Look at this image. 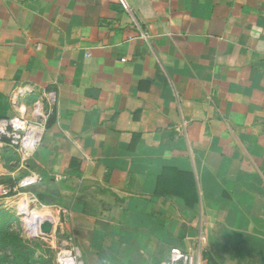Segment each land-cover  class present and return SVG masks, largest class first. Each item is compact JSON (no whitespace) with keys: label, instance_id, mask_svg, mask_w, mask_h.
Here are the masks:
<instances>
[{"label":"crops","instance_id":"obj_1","mask_svg":"<svg viewBox=\"0 0 264 264\" xmlns=\"http://www.w3.org/2000/svg\"><path fill=\"white\" fill-rule=\"evenodd\" d=\"M125 3L0 0V120L57 98L30 194L85 264H264V0Z\"/></svg>","mask_w":264,"mask_h":264},{"label":"built area","instance_id":"obj_2","mask_svg":"<svg viewBox=\"0 0 264 264\" xmlns=\"http://www.w3.org/2000/svg\"><path fill=\"white\" fill-rule=\"evenodd\" d=\"M119 1L123 6L127 7L125 0ZM144 38H147V36H144ZM20 93H23V91L19 90L14 97V105L18 107L17 114L14 117L0 120V146L9 148L15 154H18L21 159L19 166L20 168H24L39 150L43 142L50 113L57 98L54 92L43 93L42 97L37 100L30 109L23 110L19 108L20 106L17 103V98ZM46 104L50 106V110L46 108ZM41 181L42 179L39 175L31 173L14 188L0 183V203L6 207L7 205L13 204L11 194L16 193L14 198L22 196L20 190L23 191L24 188L35 185ZM22 199L20 198L19 203H17V210L19 213L24 211L21 209L23 205ZM39 203L35 195H30L29 204L36 206ZM47 207L54 208L53 206ZM55 209H58V214L60 216L58 221L60 224L56 226V221H54L52 223L53 231L51 233H44L41 236H56L57 239L61 240L62 249L58 255V264H85L74 237L66 234L64 231V223L68 220V211L59 208ZM206 245L207 237L201 234L195 239L194 246L188 250L172 248L169 252V258L166 264H204L203 253L206 249Z\"/></svg>","mask_w":264,"mask_h":264},{"label":"rangeland","instance_id":"obj_3","mask_svg":"<svg viewBox=\"0 0 264 264\" xmlns=\"http://www.w3.org/2000/svg\"><path fill=\"white\" fill-rule=\"evenodd\" d=\"M20 162L21 159L18 154L14 155V153L12 154V151H9V148L0 146L1 184L14 188L29 175L30 163L28 162L27 166L20 168ZM33 186L34 185L26 187L23 191L20 190L22 196L17 198H14L16 193L11 194L13 204L7 205L6 207L0 203V264H13L12 260L17 256V248L15 249V246L20 245L18 244L20 243L19 240H16L18 237L22 239L21 244L23 247V251L21 252L23 258L19 264H24L26 254L30 253L31 255L28 256V264H58V255L62 249L61 240L57 239L56 236L43 237L41 235L36 236L35 234H32L27 226V217L24 215V211L19 213L17 210V203H19L20 198H25L29 201V197L32 195L29 192V188H32ZM32 206L33 207L31 208V204L29 205L30 209L32 211L34 210V213H37L40 216L38 224H40L45 218L51 219L53 222L56 221V226L60 224L58 221V218L60 217L58 209L49 208L47 206L50 205L43 203H39L36 206L32 204ZM41 223L40 227L42 228L47 221ZM9 234L12 236H9ZM11 243L12 245H10Z\"/></svg>","mask_w":264,"mask_h":264},{"label":"bare ground","instance_id":"obj_4","mask_svg":"<svg viewBox=\"0 0 264 264\" xmlns=\"http://www.w3.org/2000/svg\"><path fill=\"white\" fill-rule=\"evenodd\" d=\"M22 203L24 205H22L21 209L24 210V215H26L27 217V226L29 227V231L32 233V234H35L36 236H39V235H43L44 233V227H40L41 226V222H46L47 221V224H52L53 221L51 219H48V218H45L43 219L40 224H38V222L40 221V216L36 213H34V210L32 211L29 207V201H27L25 198L22 199ZM32 203V201H31ZM32 204H31V208H32ZM39 216V217H38ZM33 219H34V223H33ZM38 225V226H37Z\"/></svg>","mask_w":264,"mask_h":264},{"label":"trees","instance_id":"obj_5","mask_svg":"<svg viewBox=\"0 0 264 264\" xmlns=\"http://www.w3.org/2000/svg\"><path fill=\"white\" fill-rule=\"evenodd\" d=\"M31 190H32V188H30ZM36 193V192H35ZM36 197L38 198V200L41 202V203H43L44 204V202H46V201H48V194H44V193H40V192H37L36 193ZM9 236H12V235H10L9 234ZM18 237V236H17ZM16 237V238H17ZM15 238V239H16ZM16 240H19V242L20 243H18V244H20V245H17V246H15V249L17 248V251H16V254H17V256L15 257V259L14 260H12V263L13 264H19L20 263V261L22 260V258H23V256H22V254H21V252L23 251V247H22V239L21 238H17ZM14 244V243H13ZM10 245H12V243L10 244ZM5 246H7V245H5ZM31 250V249H30ZM31 251H33V250H31ZM29 255H31V253L30 254H26V257H25V263L24 264H28V256Z\"/></svg>","mask_w":264,"mask_h":264},{"label":"water","instance_id":"obj_6","mask_svg":"<svg viewBox=\"0 0 264 264\" xmlns=\"http://www.w3.org/2000/svg\"><path fill=\"white\" fill-rule=\"evenodd\" d=\"M43 227H44V233H51L53 231L52 224L50 225L46 223Z\"/></svg>","mask_w":264,"mask_h":264}]
</instances>
